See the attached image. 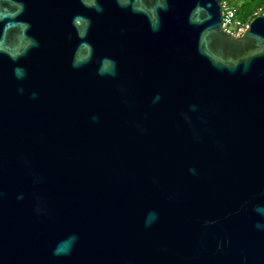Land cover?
Listing matches in <instances>:
<instances>
[{
	"label": "water",
	"instance_id": "obj_1",
	"mask_svg": "<svg viewBox=\"0 0 264 264\" xmlns=\"http://www.w3.org/2000/svg\"><path fill=\"white\" fill-rule=\"evenodd\" d=\"M0 264H264V14L0 0Z\"/></svg>",
	"mask_w": 264,
	"mask_h": 264
},
{
	"label": "built area",
	"instance_id": "obj_2",
	"mask_svg": "<svg viewBox=\"0 0 264 264\" xmlns=\"http://www.w3.org/2000/svg\"><path fill=\"white\" fill-rule=\"evenodd\" d=\"M220 1L221 29L233 38L241 37L248 28L251 21L264 12H257L253 18L242 21L236 17V8L228 0Z\"/></svg>",
	"mask_w": 264,
	"mask_h": 264
},
{
	"label": "trees",
	"instance_id": "obj_3",
	"mask_svg": "<svg viewBox=\"0 0 264 264\" xmlns=\"http://www.w3.org/2000/svg\"><path fill=\"white\" fill-rule=\"evenodd\" d=\"M236 8V17L242 21L264 12V0H228Z\"/></svg>",
	"mask_w": 264,
	"mask_h": 264
},
{
	"label": "clouds",
	"instance_id": "obj_4",
	"mask_svg": "<svg viewBox=\"0 0 264 264\" xmlns=\"http://www.w3.org/2000/svg\"><path fill=\"white\" fill-rule=\"evenodd\" d=\"M62 252H63L64 254H66V253H67V250L61 248V246L58 245L57 249L54 250V255H60Z\"/></svg>",
	"mask_w": 264,
	"mask_h": 264
}]
</instances>
